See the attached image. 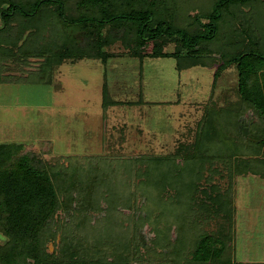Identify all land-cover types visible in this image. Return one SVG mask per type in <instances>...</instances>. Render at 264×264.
Wrapping results in <instances>:
<instances>
[{"label":"trees","instance_id":"16d2710c","mask_svg":"<svg viewBox=\"0 0 264 264\" xmlns=\"http://www.w3.org/2000/svg\"><path fill=\"white\" fill-rule=\"evenodd\" d=\"M0 20V84L31 59L36 70L15 84L49 85L65 61L118 56L237 73L236 102L209 103L193 142L167 155L62 174L1 143L0 264H264L235 259L232 196L237 176L264 180V0H0ZM105 84L103 107L118 105Z\"/></svg>","mask_w":264,"mask_h":264},{"label":"rangeland","instance_id":"374dc122","mask_svg":"<svg viewBox=\"0 0 264 264\" xmlns=\"http://www.w3.org/2000/svg\"><path fill=\"white\" fill-rule=\"evenodd\" d=\"M172 48L169 45L166 51ZM29 64L9 65L11 83L0 84V144H23V152L55 165L62 174L76 165L97 166L101 158L170 154L180 143L193 142L209 103L222 106L237 99L235 67L215 76L216 68L209 67L177 71L173 58L141 64L118 56L104 63L65 61L54 68L49 85L15 84L16 78L36 70L38 60ZM103 79L118 105L103 107ZM82 176L76 185L84 181ZM214 181L226 187L227 179ZM233 189L235 259L264 262V180L237 176ZM211 225L214 229L216 222ZM55 246L47 242V251Z\"/></svg>","mask_w":264,"mask_h":264},{"label":"crops","instance_id":"0c3cea01","mask_svg":"<svg viewBox=\"0 0 264 264\" xmlns=\"http://www.w3.org/2000/svg\"><path fill=\"white\" fill-rule=\"evenodd\" d=\"M103 84H104V79H103ZM103 88V87H102Z\"/></svg>","mask_w":264,"mask_h":264}]
</instances>
